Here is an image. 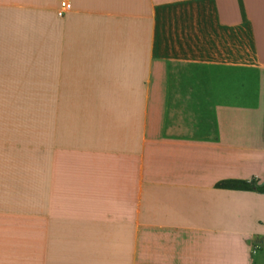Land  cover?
<instances>
[{
  "label": "crops",
  "instance_id": "obj_1",
  "mask_svg": "<svg viewBox=\"0 0 264 264\" xmlns=\"http://www.w3.org/2000/svg\"><path fill=\"white\" fill-rule=\"evenodd\" d=\"M0 0V264H264V0Z\"/></svg>",
  "mask_w": 264,
  "mask_h": 264
},
{
  "label": "trees",
  "instance_id": "obj_2",
  "mask_svg": "<svg viewBox=\"0 0 264 264\" xmlns=\"http://www.w3.org/2000/svg\"><path fill=\"white\" fill-rule=\"evenodd\" d=\"M216 186L222 188L254 190L257 192L264 193V181H259L255 178L250 180H244V179L221 180L216 183Z\"/></svg>",
  "mask_w": 264,
  "mask_h": 264
},
{
  "label": "built area",
  "instance_id": "obj_3",
  "mask_svg": "<svg viewBox=\"0 0 264 264\" xmlns=\"http://www.w3.org/2000/svg\"><path fill=\"white\" fill-rule=\"evenodd\" d=\"M60 9L58 10L57 14L62 16L65 12L72 8L71 0H58Z\"/></svg>",
  "mask_w": 264,
  "mask_h": 264
},
{
  "label": "rangeland",
  "instance_id": "obj_4",
  "mask_svg": "<svg viewBox=\"0 0 264 264\" xmlns=\"http://www.w3.org/2000/svg\"><path fill=\"white\" fill-rule=\"evenodd\" d=\"M258 254H260L259 256L264 263V244L261 245V250L258 251Z\"/></svg>",
  "mask_w": 264,
  "mask_h": 264
}]
</instances>
